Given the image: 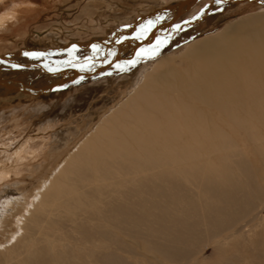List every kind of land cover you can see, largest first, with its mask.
<instances>
[{
  "label": "bare ground",
  "instance_id": "bare-ground-1",
  "mask_svg": "<svg viewBox=\"0 0 264 264\" xmlns=\"http://www.w3.org/2000/svg\"><path fill=\"white\" fill-rule=\"evenodd\" d=\"M72 2L85 23L35 30V47L4 51L22 39L11 27L23 13L57 16ZM0 47V109L22 105L0 117L7 263L58 261L68 234L53 225L76 220L93 234L75 263L97 264L96 242L111 259L130 219L180 186L236 157L264 166V0H0ZM44 83L53 93L30 96Z\"/></svg>",
  "mask_w": 264,
  "mask_h": 264
},
{
  "label": "rangeland",
  "instance_id": "rangeland-1",
  "mask_svg": "<svg viewBox=\"0 0 264 264\" xmlns=\"http://www.w3.org/2000/svg\"><path fill=\"white\" fill-rule=\"evenodd\" d=\"M83 3L86 5L84 1ZM84 4L81 6L82 8L85 7ZM75 5L72 2L70 11L64 9L63 14L59 13L57 16L42 17L32 11L28 14L23 13L26 19L21 20L19 26L17 23L16 26L11 27V31H14L13 37L17 36L15 38L17 40L22 37L23 40L20 39L12 46H4V51L5 49L11 51L12 49L21 50L22 48L35 47L33 46L34 42L30 41L35 30L44 34L50 31L52 25L65 23L71 24L74 28H77L78 24L82 25L85 23L83 21L86 17L75 16L81 12L76 9ZM73 17L79 19L76 18L77 21H75ZM91 23L87 22L86 26H91ZM19 27L21 29L16 32ZM90 35L93 37L94 33L87 30L81 40L91 37ZM2 48L0 47L1 52ZM102 78H104L103 75L96 79L100 82L103 80ZM93 83L94 81L91 84ZM44 84H40V89H35L37 90L34 91L36 95L30 96L38 97L41 92H50L49 88L52 83ZM46 89L48 90L46 91ZM16 91L13 92V95L21 94L22 90ZM59 93L61 94V92ZM21 97L25 96L21 94ZM63 98L65 100V96H62V100ZM67 98H71L70 95ZM5 104L0 109V117L10 116L13 110L18 111L21 109L18 107L22 106H14L13 101L5 102ZM25 105L23 104V106ZM34 121H38V119ZM233 159L236 160L234 164H227L226 167L214 170L207 176H200L194 184L180 186L176 197L165 200L159 210L150 207V215H147L148 217L144 221L135 216L137 220L134 217L131 218L130 234L125 237L118 234L114 238L116 246L113 250V258L110 259L105 254L107 250H105L104 243L96 242L99 246L96 249L98 256L94 254V258L97 257V264H264V166L244 158ZM35 184L33 185L31 182L30 189L35 188ZM52 217L51 219H53ZM41 219L39 218V220ZM76 221V224L67 223L66 228H63L61 222L53 225H56V228L60 227L61 232L68 234V242L63 243L65 249L60 253L58 261L52 257L48 259L40 254L29 259L27 264H76L74 255L79 257L77 254L82 255L81 252H83V248L77 246L79 240L90 239L93 234L87 221ZM44 225L49 226L50 223L45 222ZM29 227L25 228V233ZM77 233L78 235H76ZM1 238L0 242L3 239ZM89 247L92 248V245L90 244ZM16 251H19L18 246ZM6 257L8 256L5 253L0 252V264H10L7 263Z\"/></svg>",
  "mask_w": 264,
  "mask_h": 264
},
{
  "label": "snow or ice",
  "instance_id": "snow-or-ice-1",
  "mask_svg": "<svg viewBox=\"0 0 264 264\" xmlns=\"http://www.w3.org/2000/svg\"><path fill=\"white\" fill-rule=\"evenodd\" d=\"M223 2H224V0H216L217 4H220V3H223ZM25 55H28V53H25Z\"/></svg>",
  "mask_w": 264,
  "mask_h": 264
}]
</instances>
